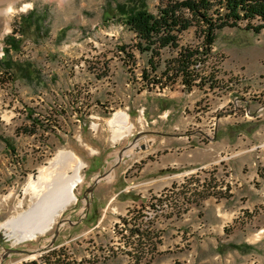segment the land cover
<instances>
[{
	"label": "rangeland",
	"instance_id": "obj_1",
	"mask_svg": "<svg viewBox=\"0 0 264 264\" xmlns=\"http://www.w3.org/2000/svg\"><path fill=\"white\" fill-rule=\"evenodd\" d=\"M145 1L148 11L157 14L182 0ZM127 2L18 0L10 19L0 15V58L5 36L31 9L47 13L44 23L49 27L47 36L25 38L12 53L13 59L34 65L38 80L28 83L0 69V154L16 164V169L0 173V223L15 212L29 176L56 150L68 149L84 163L83 181L73 190L76 200L50 230L15 243L0 228V264H24L43 255L54 264L78 259L81 264H106L111 258L119 264L116 258L128 251L135 264H146L145 248L157 233L151 223L145 230L143 217L153 207L152 195L169 186L177 189L172 179L185 169L177 165L181 161L191 166L214 161L208 171L219 183L240 168L238 172L263 178L255 183L257 192L243 197L237 214L232 201L222 207L220 234L205 239L196 235L187 247L191 241L183 227L177 245L191 256L170 264H264L263 31L245 29L247 20L216 30L209 51L189 66L192 81L187 86L170 61L181 47L202 51L200 30L192 24L178 33L177 47L153 44L157 53L151 56L138 48L141 40L115 14L116 5ZM118 110L129 115L134 128L113 143L106 121ZM238 123L242 130L231 131ZM237 159L243 163L237 165ZM103 173L110 178L95 183ZM120 221L107 242L109 223ZM130 228L145 231L132 237ZM110 245L111 257L105 255Z\"/></svg>",
	"mask_w": 264,
	"mask_h": 264
},
{
	"label": "trees",
	"instance_id": "obj_2",
	"mask_svg": "<svg viewBox=\"0 0 264 264\" xmlns=\"http://www.w3.org/2000/svg\"><path fill=\"white\" fill-rule=\"evenodd\" d=\"M219 8H222L223 11L219 12ZM184 10L188 14H185ZM211 13L216 14V17H212ZM115 14H118L141 40L138 48L141 51H150L151 56L157 53L153 44L157 43L160 48L177 47L178 33L186 30L192 24L196 25L202 33V51H199L198 48L181 47L176 57L170 61L172 65L179 68L183 75V83L187 86H190L192 81V71L189 66L200 61L201 55H205L209 51L216 38V30L227 26L238 27L240 20H247L245 29H251L255 33L263 31L264 34V0H182L165 5L158 10L157 14L148 11L145 0H128L127 3L116 5ZM46 17L47 13L38 12L33 8L21 16L12 32L5 36L3 55L0 58V69L4 74L28 83L38 80L39 73L34 65L29 61L13 59L12 53L20 50V45L25 38L48 35L49 27L44 23ZM253 20L258 23H252ZM154 67L153 65L152 68ZM242 126L244 125L238 123L232 125L230 129L238 133L242 130ZM254 128L253 126L246 133H250ZM243 246L249 247L248 245Z\"/></svg>",
	"mask_w": 264,
	"mask_h": 264
},
{
	"label": "bare ground",
	"instance_id": "obj_3",
	"mask_svg": "<svg viewBox=\"0 0 264 264\" xmlns=\"http://www.w3.org/2000/svg\"><path fill=\"white\" fill-rule=\"evenodd\" d=\"M17 1L0 0V15L10 19L18 11ZM25 7L27 4L21 8ZM8 27L7 24L6 28L8 29ZM142 119V116H139L137 120L142 123ZM106 123L110 133L109 139L113 143L128 136L134 128L129 115L121 110L114 112L112 118L108 119ZM83 165L84 163L74 152L68 149L56 150L39 166L34 175L29 176L23 188V198L17 202L15 212L0 223V228H3L7 236L15 243L33 239L50 230L60 212L76 200L73 190L83 181L80 173ZM167 192L168 190H165L155 195L163 196V198H155L150 212L143 217L146 221L149 219L156 221V218L171 209L173 190ZM139 230V228H130L129 235L138 236ZM110 246L105 254L109 257L114 253V247ZM148 249H150L148 254H155V247H148ZM65 259L62 256L61 260ZM39 262L54 264V261L50 262L45 255L41 256L38 261L30 260L24 264H39ZM72 264H81V260L78 259Z\"/></svg>",
	"mask_w": 264,
	"mask_h": 264
},
{
	"label": "crops",
	"instance_id": "obj_4",
	"mask_svg": "<svg viewBox=\"0 0 264 264\" xmlns=\"http://www.w3.org/2000/svg\"><path fill=\"white\" fill-rule=\"evenodd\" d=\"M242 163L243 159H237V165ZM185 164L183 161L178 162L177 165L185 169L175 173L172 179L180 183L175 185L178 192L175 195L176 190H173L172 206L166 212L173 214L166 215L156 223V229L160 231L162 238L157 244L158 254L153 264H170L176 259L186 258L188 260L187 257L191 256V253L187 255L186 248L179 251L182 244H180L181 247L177 245L181 240L180 234L183 232V227L186 229V235L190 236L191 243L187 247L191 246L192 239L196 235L205 239L211 235L220 234L222 207H225L228 201H232L236 208L233 211L237 214L239 209L243 208V205H239L242 203L243 197L249 199L252 193L257 192L255 183L263 178L255 172L248 175L238 172L240 168L237 169V173L234 175L229 173L225 176L224 182L219 183L215 175L208 171L209 165L214 164V161H207L205 164L197 166L189 165L191 163H187V166ZM8 167L16 169V164H13L12 159H8L6 153H1L0 173H5ZM247 204L252 205V203ZM200 211L203 212H201L202 215ZM217 219H220L219 224H217ZM127 253L116 258L119 264H135L129 256L132 255V252L128 251ZM115 262V258H111L106 264H115Z\"/></svg>",
	"mask_w": 264,
	"mask_h": 264
},
{
	"label": "built area",
	"instance_id": "obj_5",
	"mask_svg": "<svg viewBox=\"0 0 264 264\" xmlns=\"http://www.w3.org/2000/svg\"><path fill=\"white\" fill-rule=\"evenodd\" d=\"M171 187L172 186H169L168 187V192H170V189H171ZM167 192V193H168ZM151 197H155V198H157V199H159V198H163V196H151ZM168 214H173L172 212H170V213H163L158 219H156V221H153V222H146V221H143L144 223H146V225H145V228H148V226H147V224L148 223H151V224H153V226L155 227V231H156V233H157V237L155 238V240H154V243L152 244V245H148V247H155V254H148V247H146L145 249H146V252H145V255H143V261L146 263V264H149V263H153L154 262V260H155V258H156V254H157V244L159 243V241L161 240V238H162V236H161V234H160V231H158V229H156V223H158V222H160V219L161 218H165V216L166 215H168ZM176 214V213H175ZM125 223H126V221H125ZM117 224H123L121 221L119 222V223H109V226H108V228H112V235H111V237H108V239H106V241L107 242H109L111 239H113L114 238V235H115V232H116V225ZM140 230L141 231H145V230H150V228H148V229H141L140 228ZM72 239V238H71ZM130 256V258L132 259V261H133V263H135L136 262V257H135V255L133 254V255H129ZM88 264V263H87Z\"/></svg>",
	"mask_w": 264,
	"mask_h": 264
},
{
	"label": "water",
	"instance_id": "obj_6",
	"mask_svg": "<svg viewBox=\"0 0 264 264\" xmlns=\"http://www.w3.org/2000/svg\"><path fill=\"white\" fill-rule=\"evenodd\" d=\"M120 155H121V153L119 152V153H118V156L120 157ZM107 175H108V173H103V174H101V175H98V176L96 177V179H95V183L98 182L99 180H101L102 178H105ZM91 189H92V188H91ZM91 189H89V190H91Z\"/></svg>",
	"mask_w": 264,
	"mask_h": 264
}]
</instances>
